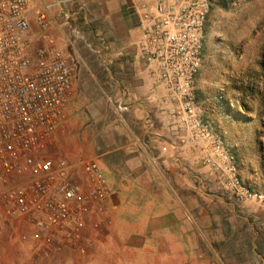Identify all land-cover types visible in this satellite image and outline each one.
Instances as JSON below:
<instances>
[{"label":"built area","instance_id":"2783aa9c","mask_svg":"<svg viewBox=\"0 0 264 264\" xmlns=\"http://www.w3.org/2000/svg\"><path fill=\"white\" fill-rule=\"evenodd\" d=\"M39 1L38 31L30 38L28 0H0V227L23 229L19 241H31L38 256L48 258L62 249L84 253L89 234L100 236L108 223L113 194L98 161L49 156L66 119L73 68L52 33L53 5ZM211 7L212 0L141 3L136 60L165 88L176 146L192 153L215 192L264 209V191L242 178L236 155L196 111L193 90Z\"/></svg>","mask_w":264,"mask_h":264},{"label":"rangeland","instance_id":"374dc122","mask_svg":"<svg viewBox=\"0 0 264 264\" xmlns=\"http://www.w3.org/2000/svg\"><path fill=\"white\" fill-rule=\"evenodd\" d=\"M144 1H54V21L72 64V81L76 75L86 78L77 79L78 93L69 100L66 119L55 132L63 137L62 146L71 154L72 163L97 160L102 149L115 146L111 124L122 113L110 94V77L120 76L113 73L115 70L139 65L135 58L140 29L131 31L123 13L126 5L139 7ZM204 42L202 79L217 82L219 98L230 100L227 113L233 122L256 133V151L243 145L234 153L240 174L251 186L264 191V0H212ZM240 99L250 114L237 109ZM238 139L248 142L244 135ZM203 183L205 193L218 195L208 181ZM116 196L112 197L114 203L118 202ZM225 202L229 205L212 206L217 232L211 234L221 252L231 264H264V209L254 203ZM18 235L11 231L4 238L0 236V264H92L88 259L91 243L84 253L62 249L42 258L31 241L23 243ZM16 244L21 250H16Z\"/></svg>","mask_w":264,"mask_h":264},{"label":"crops","instance_id":"0c3cea01","mask_svg":"<svg viewBox=\"0 0 264 264\" xmlns=\"http://www.w3.org/2000/svg\"><path fill=\"white\" fill-rule=\"evenodd\" d=\"M42 1L55 7V0ZM38 10L40 1L28 0L30 38L37 35ZM123 14L128 28L139 32L138 7L126 5ZM53 24L51 21L52 33L62 48L61 36ZM124 70H115L113 73L120 76L110 77V94L125 108L111 124L114 130L110 136L115 134L116 143L102 149L95 158L118 202L109 201L108 223L100 236H89L92 249L88 259L92 264H231L211 234L217 232L212 224L216 218L214 207L229 204L221 196L205 193L204 169L186 147L176 146L165 116V88L140 64ZM80 77L73 78L70 99L78 93ZM80 79L86 81L83 76ZM219 88L217 82L204 81L200 72L193 90L196 111L233 153L240 152L243 145L256 151V133L233 122L227 113L230 100L219 98ZM244 105L240 99L237 109L250 114ZM241 135L247 143L239 141ZM62 144L63 137L54 133L49 156L70 160L71 154ZM11 231L20 234L23 229L3 225L0 236L4 238ZM16 250H21L20 245L16 244Z\"/></svg>","mask_w":264,"mask_h":264},{"label":"trees","instance_id":"16d2710c","mask_svg":"<svg viewBox=\"0 0 264 264\" xmlns=\"http://www.w3.org/2000/svg\"><path fill=\"white\" fill-rule=\"evenodd\" d=\"M244 93H246V90L244 91ZM242 100V99H241Z\"/></svg>","mask_w":264,"mask_h":264}]
</instances>
